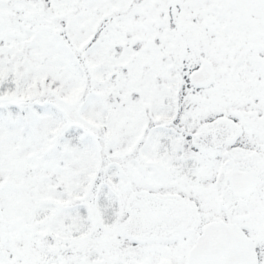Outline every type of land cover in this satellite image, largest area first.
Segmentation results:
<instances>
[{
  "label": "snow or ice",
  "instance_id": "obj_1",
  "mask_svg": "<svg viewBox=\"0 0 264 264\" xmlns=\"http://www.w3.org/2000/svg\"><path fill=\"white\" fill-rule=\"evenodd\" d=\"M0 264H264V0H0Z\"/></svg>",
  "mask_w": 264,
  "mask_h": 264
}]
</instances>
